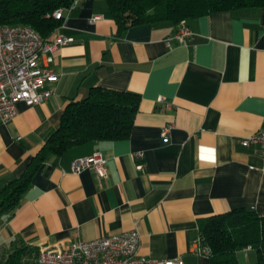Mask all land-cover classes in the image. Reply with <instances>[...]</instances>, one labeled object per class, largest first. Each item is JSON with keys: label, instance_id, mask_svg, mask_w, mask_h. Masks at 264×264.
Wrapping results in <instances>:
<instances>
[{"label": "crops", "instance_id": "obj_1", "mask_svg": "<svg viewBox=\"0 0 264 264\" xmlns=\"http://www.w3.org/2000/svg\"><path fill=\"white\" fill-rule=\"evenodd\" d=\"M187 24L194 38L167 47L171 22L118 34L105 0H77L64 11L54 33L72 41L54 52L55 78L45 84L53 95L18 102L16 115L0 120V186L22 175L65 106L91 87L138 94V110L127 137L71 146L40 166L19 205L0 215V264L19 248L22 264H36L43 246L133 228L140 256L209 264L190 248L199 219L239 207L264 215V159L239 144L264 129V7ZM94 152L107 160L104 177L71 171L73 160Z\"/></svg>", "mask_w": 264, "mask_h": 264}, {"label": "trees", "instance_id": "obj_2", "mask_svg": "<svg viewBox=\"0 0 264 264\" xmlns=\"http://www.w3.org/2000/svg\"><path fill=\"white\" fill-rule=\"evenodd\" d=\"M118 34L130 26L171 22L177 25L217 11L236 12L264 7V0H105ZM74 0H0V25L22 24L48 37L61 24L54 12L69 8ZM138 94L104 87H91L87 94L70 101L58 124L45 136L41 149L30 159L18 178L0 186V215L19 205L33 175L50 158L67 148L94 140L112 141L128 136L138 110ZM198 235L210 250L209 264H264V215L239 207L209 215L198 221ZM250 246L254 263L238 260V253ZM26 252L19 248L4 264H22Z\"/></svg>", "mask_w": 264, "mask_h": 264}, {"label": "built area", "instance_id": "obj_3", "mask_svg": "<svg viewBox=\"0 0 264 264\" xmlns=\"http://www.w3.org/2000/svg\"><path fill=\"white\" fill-rule=\"evenodd\" d=\"M74 0L71 6L76 3ZM70 6V7H71ZM69 7V8H70ZM69 8H59L54 12L56 19H62ZM194 32L181 20L176 29L164 39L167 47L172 43L185 44L194 38ZM72 41V38L52 32L48 37H41L27 25H0V120H11L17 113L16 104L27 105L42 102L53 95V90L45 84L55 78L50 65L54 60L55 50ZM163 98H159L162 101ZM172 124L162 128L161 137L168 139ZM243 147H255L264 159V129L241 137ZM141 152L134 154L141 157ZM107 160L100 152H94L71 162L74 173L82 169H92L98 178L106 175ZM142 169V164H136ZM139 233L133 228L116 234H109L90 240H78L60 248L43 246L36 252V264H184L181 259L160 260L138 255ZM192 252L208 256L210 250L201 242L200 236L190 246ZM251 247L242 249L246 252Z\"/></svg>", "mask_w": 264, "mask_h": 264}, {"label": "rangeland", "instance_id": "obj_4", "mask_svg": "<svg viewBox=\"0 0 264 264\" xmlns=\"http://www.w3.org/2000/svg\"><path fill=\"white\" fill-rule=\"evenodd\" d=\"M237 257L238 260L243 263H254L256 260V254L254 250H249L247 256H244L242 252H239Z\"/></svg>", "mask_w": 264, "mask_h": 264}]
</instances>
